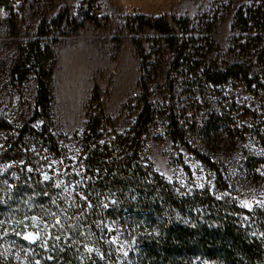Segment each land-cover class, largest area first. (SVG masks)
I'll use <instances>...</instances> for the list:
<instances>
[{
    "label": "rangeland",
    "instance_id": "1",
    "mask_svg": "<svg viewBox=\"0 0 264 264\" xmlns=\"http://www.w3.org/2000/svg\"><path fill=\"white\" fill-rule=\"evenodd\" d=\"M256 12L264 13V0H0V169L6 182L30 168L27 142L17 137L33 116L35 78L43 63L46 71L52 66L49 127L60 143L74 149L90 115L100 116L106 139L134 127L136 45L149 60L162 61L163 70L169 67V54L156 52L159 33L145 25L139 17L144 15L198 39L208 65L246 62L251 81L204 84L192 95L182 91L180 74L175 95L192 116L184 125L188 147L168 139L165 124L156 120L140 135L143 160L183 192L205 186L216 191L214 174L195 150L231 175L225 195L244 208L264 205V48L254 38L264 21L253 17ZM245 16L253 19L244 22ZM150 78L148 90L157 99L165 84ZM222 114L231 132L207 143L202 128ZM17 147L23 150L20 160H4L3 152ZM31 151L45 166L57 163L45 148L30 145ZM61 160V167L70 166ZM116 245L121 264H133L129 241L118 238Z\"/></svg>",
    "mask_w": 264,
    "mask_h": 264
},
{
    "label": "trees",
    "instance_id": "2",
    "mask_svg": "<svg viewBox=\"0 0 264 264\" xmlns=\"http://www.w3.org/2000/svg\"><path fill=\"white\" fill-rule=\"evenodd\" d=\"M139 17L159 33L156 52L169 54V67L163 70L162 61L149 60L150 54L136 45L140 74L131 97L136 117L129 131L106 139L100 116L90 115L74 149L60 143L49 127L52 66L46 71L44 63L39 65L33 116L17 137L27 142L30 168L7 182L0 169V228L5 229L0 264H121L118 238L129 241L133 264H264V205L244 208L225 195L222 190L233 183L231 175L195 150L214 174L216 191L210 186L179 190L143 160L140 137L162 120L166 137L187 146L184 125L192 116L175 95L180 74L182 91L193 95L204 84H250V67L246 62L208 65L198 39L176 32L160 17ZM253 17L264 21V13ZM259 32L254 38L264 48V33ZM151 76L165 84L157 99L148 90ZM226 119L222 114L202 128L207 143L231 132ZM30 145L45 148L49 160L57 163L45 166L27 152ZM2 156L19 161L23 150L8 149ZM61 159L70 166L61 167Z\"/></svg>",
    "mask_w": 264,
    "mask_h": 264
}]
</instances>
